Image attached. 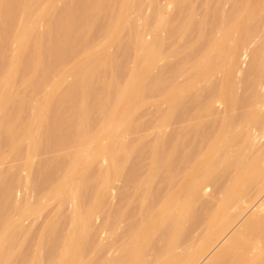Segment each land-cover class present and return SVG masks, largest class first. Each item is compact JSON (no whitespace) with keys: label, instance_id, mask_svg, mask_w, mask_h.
Masks as SVG:
<instances>
[{"label":"bare ground","instance_id":"bare-ground-1","mask_svg":"<svg viewBox=\"0 0 264 264\" xmlns=\"http://www.w3.org/2000/svg\"><path fill=\"white\" fill-rule=\"evenodd\" d=\"M262 135L264 0H0V264H264Z\"/></svg>","mask_w":264,"mask_h":264},{"label":"rangeland","instance_id":"rangeland-1","mask_svg":"<svg viewBox=\"0 0 264 264\" xmlns=\"http://www.w3.org/2000/svg\"><path fill=\"white\" fill-rule=\"evenodd\" d=\"M59 4H61V3H58L56 6L59 8V7H61V5H59ZM229 7V5H227L226 4V6H225V8H226V10L228 9V7ZM42 27V26H41ZM41 27H38V31H42L43 30V27H42V29H41ZM164 36V34H162V37ZM216 38H218V36H216ZM108 53H111L112 52V50H111V52H110V50L109 51H107ZM83 55H85V57H87V53H84ZM83 55H81V57H82V59H83ZM171 60V59H170ZM67 70H68V67H67ZM53 80H56V79H53ZM21 89V88H20ZM160 100V99H159ZM157 101H158V99H157ZM221 107V109L223 108V106H220ZM152 109L153 107L151 106V104H144V109ZM220 109V110H221ZM222 111V110H221ZM138 114H141V112H139ZM228 116H230L231 118H234V117H236V114L235 113H230V114H228ZM219 128V124L217 125V127H215L214 128V130H216V129H218ZM169 129V128H168ZM167 129V130H168ZM169 131H170V129H169ZM168 131V132H169ZM152 138H153V135H150L149 137H148V139H147V141L148 140H152ZM260 143H262L263 144V142L264 141H262V140H264V135H262L261 137H260ZM26 143V142H25ZM260 145V144H259ZM259 145H257V147L258 148H262V149H264V144H263V147H262V145H261V147H259ZM258 148H256V149H258ZM260 151V150H259ZM40 157H42L41 155H40ZM36 159H38L39 161H40V159L37 157ZM36 159H34V161L36 162H34V166L37 164V162H38V160H36ZM234 160V159H233ZM134 161V160H133ZM145 162H147V161H145ZM9 163V161H4L3 162V164H2V169H6L7 168V166L9 165V166H11L10 165V163ZM101 163H103V161L101 162ZM175 163H178V160L176 161L175 160ZM239 166V167H238ZM130 167H132V169L130 168ZM135 167V168H134ZM138 167V165L137 164H135V162H133V163H131L130 165H128V167L126 166L125 167V170H123L122 171V173H121V182L119 181V182H115V183H113V185H112V189H111V193L113 194V192L117 189V188H119V187H123V188H125L127 185H128V182H127V180L128 181H130V179H129V177L131 176V174H133L132 176H135V177H139V176H142V173H143V169H142V167L141 168H137ZM238 168H240V165H237L236 166V164L233 166V169H232V166H231V168H229V172H230V175L232 174L233 175V173L234 172H237L238 170H235V169H238ZM130 169V170H129ZM135 169V170H134ZM222 169V170H221ZM221 169H219L213 176H211L210 178H208L207 180H205L204 181V183L200 186V190L202 191V188H205L208 184H209V182H212V180H213V178H215L216 176H218L221 172H223L224 170H226V167L223 169V168H221ZM235 170V171H234ZM240 170V169H239ZM132 171V172H131ZM136 171V172H135ZM233 173H232V172ZM133 172H135V174L133 173ZM218 173V175H216ZM22 175L24 174V173H21ZM128 175V176H127ZM127 176V177H126ZM126 178H128V179H126ZM212 178V179H211ZM125 179H126V181H125ZM211 179V180H210ZM157 182L158 183V181L157 180H153L152 182ZM127 182V184H125ZM155 182L154 183H152V185H154L155 186ZM208 184H207V183ZM122 183V184H121ZM123 184H124V186H123ZM120 185V186H119ZM205 186V187H204ZM117 187V188H116ZM218 188H219V186H218ZM217 188V189H218ZM217 189H216V191H217ZM215 196H217L216 194H214V197L213 198H211V201L212 202H215L216 200H218V199H216L215 198ZM218 197V196H217ZM136 199H138V197H135ZM134 199V198H133ZM136 199H134V201L136 200ZM213 199H216V200H213ZM262 199H264V198H262ZM91 200V197H90V195H88L87 196V199H86V202H89ZM137 203V202H136ZM135 203V204H136ZM139 203V202H138ZM53 204V203H52ZM55 204H57V203H55ZM55 204H53V205H55ZM53 205H50L49 207L51 208H49V207H47L46 209H44L43 210V212H42V214H40V215H36V216H32V217H30V221H33L34 222V224H33V226H34V228H33V231L34 232H31V236H30V241H29V245H27L28 247L26 248V251L28 250V252H24V255H27L28 253V255L27 256H29V258H31L32 256H33V251L35 252V250H36V247H35V243H36V238L39 236V233H40V231H41V228L42 227H44L45 225H47L48 223H49V221H50V219H51V214H52V211L55 209V208H53ZM137 205V204H136ZM71 205H69L68 206V208L69 209H71V207H70ZM54 207H56V205L54 206ZM136 207V209L134 210L135 212V214L133 213V210H132V213L134 214V215H136L138 212H139V209H138V207L137 206H135ZM136 211H137V213H136ZM251 212H252V210L250 211V213H248V215H246L245 217H244V219L242 220V222L251 214ZM136 216H138V214L136 215ZM98 218H99V216L97 215L96 217H95V219H93V223H98ZM133 218L134 219H136L135 218V216H133ZM95 220V221H94ZM130 220H132V219H130ZM97 221V222H96ZM241 222V223H242ZM62 227H60V228H58V235H60L61 234V232H62ZM118 231H120V227H117V231H116V233L115 234H117L118 233ZM232 234V232L226 237V239L224 240V241H222L221 242V244L213 251V253L212 254H210L208 257H207V259L202 263V264H205L208 260H209V258L210 257H212V255L214 254V253H216V251L222 246V244L229 238V236ZM32 250V251H31ZM46 253H44V255L45 256H47V255H50L51 253H50V251H45ZM33 253V254H32ZM31 255V256H30Z\"/></svg>","mask_w":264,"mask_h":264}]
</instances>
